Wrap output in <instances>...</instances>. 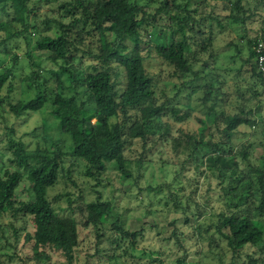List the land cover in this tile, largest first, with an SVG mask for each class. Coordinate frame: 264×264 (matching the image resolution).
I'll return each instance as SVG.
<instances>
[{
    "label": "trees",
    "instance_id": "trees-1",
    "mask_svg": "<svg viewBox=\"0 0 264 264\" xmlns=\"http://www.w3.org/2000/svg\"><path fill=\"white\" fill-rule=\"evenodd\" d=\"M152 1L158 5L151 10L149 4ZM204 1L0 0V12L10 18L9 21H0V31L4 32L0 53L4 55L9 54L5 51L7 42L17 37L29 42L31 30L37 33L36 22L31 21V16L35 20L43 6L58 3L52 9L55 16L41 21L45 31L51 29L50 25L54 26L53 35L39 33L33 42L38 51L48 53L46 59L50 68L34 69L20 79L32 90L33 96L17 101L10 97L16 79L13 73L16 56H12L9 65L0 68V91L6 87L8 93V96H0V104L7 107L15 120L45 108L56 122L54 136L48 134L42 125V144L37 142L33 149H27L21 139L11 138L14 132L11 127L7 141L11 154L8 162L14 169L0 173V215L8 212L14 218L18 215L31 218L34 230L25 239L32 244L34 264H50L52 251L60 252L64 259L60 264H78L79 225L84 228L93 226L97 230L108 223L111 210L97 191L94 200L77 206L84 215L82 222H78L73 216H61L56 212L48 199V191L54 189L62 178L70 180V172L79 162L83 165V176L89 179L99 180L108 165L122 179H131V167L135 164L141 168L144 159L139 154L141 158L133 161L125 152L136 141H140L145 151L156 123L162 139H170L176 151H188V156L200 158L207 172L222 185L220 191L227 201L231 196L232 209L218 214L216 232L229 248L232 259H236L246 245L261 246L264 242V157L257 166L250 160L248 147H239L236 151L232 144L235 130L240 125L253 127L255 119L227 114L219 104L216 110L212 103L206 106L205 114L217 129L218 125L222 127L219 131L223 142L204 141L202 134L208 130L206 122H201V137L183 132L172 136L168 124H162L163 118L183 122L191 117V110L182 111L170 102L158 103L154 81L144 66L150 55L155 56L171 68V75L181 87L189 86L191 90L197 87L194 84L199 71L194 70L196 59L188 51L189 43L201 36L204 46L202 28L205 23L208 25L207 40H211V22L216 19L211 14L196 19V9L192 7ZM240 2L232 6L244 11ZM232 19L234 23L244 22L243 17ZM260 32H264V27L247 38L246 63L261 87V92H257L261 96L264 94V79L256 70L253 51L255 37ZM177 33L181 37L179 40L176 39ZM143 37L147 40L145 56L142 55ZM86 61L89 62V71L84 69ZM111 63L123 70L124 85L120 92L117 88L119 72L111 69ZM50 80L51 86L48 85ZM203 87L207 88L203 97L207 100L211 87L208 84ZM218 93L221 94L220 90L214 93V100ZM35 133L34 129L31 134ZM222 144H228L227 150L220 147ZM66 162L69 163L67 169ZM23 178L27 181L29 196L17 200L15 191ZM64 196L68 208L74 212L70 198L67 194ZM109 227L125 238H136L143 232L122 228L118 218ZM176 264L185 262L179 259Z\"/></svg>",
    "mask_w": 264,
    "mask_h": 264
},
{
    "label": "rangeland",
    "instance_id": "rangeland-1",
    "mask_svg": "<svg viewBox=\"0 0 264 264\" xmlns=\"http://www.w3.org/2000/svg\"><path fill=\"white\" fill-rule=\"evenodd\" d=\"M237 1L240 0H205L192 7L196 9V19L210 14L216 18L211 22V40H207L208 25L205 23L202 28L204 46L201 44V36L189 43L188 51L196 59L194 70L199 71L194 90L189 86L181 87L179 81L171 75V68L155 56L150 55L144 66L154 81L158 103L170 102L182 111L191 110V117L183 122L163 118L162 124H168L172 136L183 132L201 137V122H206L208 130L202 134L204 141L211 139L219 144L223 142L224 138L219 131L222 127L218 125L217 129L205 114L206 106L213 103L218 110L219 104L227 114L255 119L253 127L240 125L235 130L232 144L236 151L239 147H248L251 162L259 166L264 157V94L258 95L261 87L257 85L250 65L246 63V42L248 36H253L259 28L264 27V0H241L240 6L244 11L232 6ZM57 4L43 6L37 12L35 20L31 16V21H35L37 27V33L31 30V41L28 42L23 37L14 38L7 42L5 51L9 54L0 53V68L9 65L12 56L17 58L13 68L16 79L10 93L13 101L27 100L33 96L32 90L21 83L22 77L29 75L34 69H49L51 66L46 59L48 53L38 51L33 42L39 33L53 35L54 26L50 25L51 29L45 31L41 21L55 16L52 9ZM157 5V2L152 1L149 8L152 10ZM233 17H243L244 22L234 23ZM9 19L0 12V21ZM3 36L4 32L0 31V40ZM176 39H181L179 33L176 34ZM143 41L142 55L145 56L147 40L143 37ZM0 50H3L2 46ZM88 65L89 62L86 61V71H89ZM110 67L119 72L117 88L120 92L124 85L123 70L116 63H111ZM51 84L50 80L48 85ZM205 84L211 87L207 100L203 99L207 91L203 87ZM217 90L221 94L218 93L214 100ZM0 96H8L6 87L0 91ZM156 124L145 151L142 150L140 141H136L125 152L133 161L139 159V154L144 159L141 168H137L135 164L131 167V179H122L111 165L107 166L99 180L89 179L83 176V165L79 162L72 168L70 180L64 177L54 189L48 191V199L56 212L61 216H73L78 222H82L84 215L77 206L94 200L97 191L110 205L107 224L99 226L97 230L93 226L84 228L79 225L77 263L176 264V260L183 259L185 264H264V242L261 246L246 245L236 259H232L229 248L216 232L218 214L232 209L233 203L229 199L231 196H228L227 201V197L220 191L222 185L207 172L200 158L188 156V151L178 152L170 139H162L160 128ZM42 125L46 127L48 134L56 135V122L48 109L44 108L38 113L15 120L8 113L7 107L0 104V173L6 169H14L8 162L11 157L7 144L11 135L9 129L12 127L14 130L11 138L21 139L27 149H33L37 142L42 144ZM34 129L36 133L32 135ZM220 147L227 150L228 144ZM68 166L69 163L66 162V169ZM27 188V181L23 178L15 191L17 200L28 199ZM65 194L70 198L74 212L68 208ZM58 196L60 197L56 200ZM117 218L122 228L130 232L142 230V234L136 238L120 237L119 233L109 227ZM262 224L264 230L263 221ZM33 230L30 217L18 215L14 218L8 212L0 215L1 264H34L32 244L25 239ZM50 255V264L63 263L64 259L59 251H52Z\"/></svg>",
    "mask_w": 264,
    "mask_h": 264
},
{
    "label": "built area",
    "instance_id": "built-area-1",
    "mask_svg": "<svg viewBox=\"0 0 264 264\" xmlns=\"http://www.w3.org/2000/svg\"><path fill=\"white\" fill-rule=\"evenodd\" d=\"M254 62L257 72L264 79V32H260L255 37L253 44Z\"/></svg>",
    "mask_w": 264,
    "mask_h": 264
}]
</instances>
